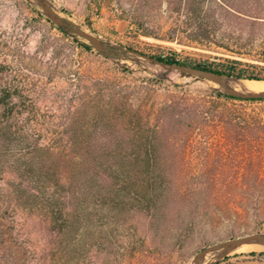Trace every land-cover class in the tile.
Returning a JSON list of instances; mask_svg holds the SVG:
<instances>
[{
	"label": "rangeland",
	"instance_id": "rangeland-1",
	"mask_svg": "<svg viewBox=\"0 0 264 264\" xmlns=\"http://www.w3.org/2000/svg\"><path fill=\"white\" fill-rule=\"evenodd\" d=\"M46 3L70 26L63 30L54 23L39 0H0V264H193L202 250L264 233L232 235L221 224H198L177 240L169 229L185 226L182 219L165 223L164 215L174 214L163 210L164 222L151 229V204L142 196L48 199L26 190L17 202L11 193L22 183L39 179L49 187L59 180L56 154L89 148L132 153V105L149 109L173 95L225 92L145 56L191 66L216 67L226 59L264 65V0H204L192 6L185 0ZM73 25L96 35L110 54L96 51ZM246 105L264 115V101ZM222 141L214 136L208 142ZM193 142L179 153L161 154L159 165L180 169L178 183L189 187L191 197L210 181L202 174L206 140L195 136ZM208 153L213 166L215 153ZM241 175L217 179L241 182ZM235 249L212 250L202 257L204 264H264V251H253L258 253L253 257Z\"/></svg>",
	"mask_w": 264,
	"mask_h": 264
},
{
	"label": "trees",
	"instance_id": "trees-1",
	"mask_svg": "<svg viewBox=\"0 0 264 264\" xmlns=\"http://www.w3.org/2000/svg\"><path fill=\"white\" fill-rule=\"evenodd\" d=\"M185 2L192 6L193 2L203 4L204 0ZM83 46L92 49L87 43H83ZM151 58L165 65H188L172 57ZM195 67L236 79L264 80L263 64L240 59H226L216 67L209 64ZM152 81H161V78L153 77ZM263 101L264 98L207 91L201 97L173 95L149 109L144 105H132V129L135 130L132 133V146L135 147L132 153L89 148L67 157L56 154L54 170L61 177L51 187L38 179L34 184L16 186L11 193L17 202L23 199L26 190L38 197L47 196L48 199L61 197L87 200L91 196L109 194L116 197L142 196L151 204V229L161 222L160 212L163 210L164 214H174L170 217L162 213L165 223L182 219L181 223L185 226L169 229L177 240L188 236L198 224H221L232 235H237L239 230L264 231V115L249 110L246 105ZM147 110L149 113L145 114ZM195 136L206 140L203 149L207 150L208 155L205 157L206 170L202 174L210 181L198 189L195 197H191L193 194L189 187L178 183L182 176L178 172L180 169L174 171L159 165L161 154L170 156L175 151L179 153L194 146ZM214 136L221 137L222 143H209ZM93 142L100 144L99 139ZM208 150L215 153L213 166L209 164ZM165 159L168 161L169 158ZM222 162H231L236 167L227 169L225 164L221 165ZM40 163L43 165V161ZM240 174L244 178L241 182L227 183V180H220L231 176L237 178ZM199 217V223L195 222ZM250 255L254 257L258 253L252 252Z\"/></svg>",
	"mask_w": 264,
	"mask_h": 264
},
{
	"label": "water",
	"instance_id": "water-1",
	"mask_svg": "<svg viewBox=\"0 0 264 264\" xmlns=\"http://www.w3.org/2000/svg\"><path fill=\"white\" fill-rule=\"evenodd\" d=\"M39 1H40L41 5L50 13L51 19L53 20L54 23H56L57 25H59L61 27L70 26V24L68 22L57 17L56 12L46 3V0H39ZM71 30L76 35H78V36L84 38L85 40H87L88 42H90V44L99 53H103L106 55L110 54V52L108 51V48L104 45V43L96 35L77 27L76 25L71 26ZM145 57L149 60H152V61H155V62L160 63L162 65H165L163 62H160L158 60H154L149 56H145ZM167 66H169L173 69L180 70V71H182L188 75L196 76V77L201 78V79L210 80V81L220 85L224 89L225 93H227L229 95H234V96H238V97L264 98V93H258V94H254V95H246V94L239 93L238 91H236L235 89H233L229 85V82L231 80L240 81L241 79H236V78L230 77L227 74L218 73L216 71H211V70H206V69L198 68V67L191 66V65H184V64H177V63L173 64V65H167ZM253 81H258V80H253ZM251 240H258V241L264 243V233L263 232H256V233L247 234V235H244V236H241L238 238L229 239L225 242L216 244L212 247H209L205 250H202L197 255V259L195 260V262L193 264H200V259L206 253H208L212 250L225 249L227 251H230V250L237 248V247L241 246L242 244H244L248 241H251Z\"/></svg>",
	"mask_w": 264,
	"mask_h": 264
},
{
	"label": "bare ground",
	"instance_id": "bare-ground-1",
	"mask_svg": "<svg viewBox=\"0 0 264 264\" xmlns=\"http://www.w3.org/2000/svg\"><path fill=\"white\" fill-rule=\"evenodd\" d=\"M218 85V84H217ZM229 85L238 91L239 93L246 94V95H254L258 93H264V80L263 81H253V80H240L235 81L231 80ZM216 86V85H215ZM213 87V86H212ZM217 88V87H215ZM235 251L240 252H253V251H264V243L258 240H251L248 241L238 248ZM205 259L201 258L200 264H204Z\"/></svg>",
	"mask_w": 264,
	"mask_h": 264
}]
</instances>
